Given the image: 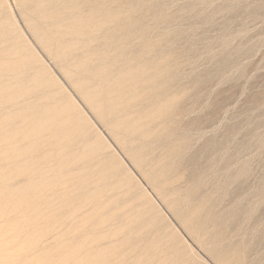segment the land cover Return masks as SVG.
Returning <instances> with one entry per match:
<instances>
[{
	"label": "rangeland",
	"instance_id": "rangeland-1",
	"mask_svg": "<svg viewBox=\"0 0 264 264\" xmlns=\"http://www.w3.org/2000/svg\"><path fill=\"white\" fill-rule=\"evenodd\" d=\"M76 62L86 65L79 71ZM17 63L35 78L12 87L36 93L23 98L38 101L35 113L52 104L45 93L79 106L64 127L88 148L65 172L50 163L51 176L53 149L22 142L29 110L0 109V177L8 179L0 178V264H227L224 252L229 264H264V0H0V68ZM66 71L89 92L112 88L109 118L130 124L124 134L107 127ZM4 90L2 106L19 103ZM76 114L88 123L84 134L82 118L69 127ZM29 183L41 191L28 192Z\"/></svg>",
	"mask_w": 264,
	"mask_h": 264
},
{
	"label": "bare ground",
	"instance_id": "bare-ground-1",
	"mask_svg": "<svg viewBox=\"0 0 264 264\" xmlns=\"http://www.w3.org/2000/svg\"><path fill=\"white\" fill-rule=\"evenodd\" d=\"M25 1V0H24ZM21 2H23V0H21ZM103 12V11H102ZM102 15V14H101ZM82 17V16H81ZM85 18V17H84ZM108 18V17H107ZM109 19V18H108ZM114 19V18H113ZM112 22V21H111ZM117 22V21H116ZM62 38V40H63V36L61 37ZM61 42V41H60ZM42 44H44L45 45V47L46 48H48V49H50L51 50V45H50V42L48 43L47 41L45 42V43H42ZM18 49H16V51H17ZM54 50H52V53H54L53 52ZM49 53V52H48ZM15 54H16V52H15ZM54 55H56L57 57L56 58H61L62 56L59 54V52H55L54 53ZM63 58H64V56H63ZM21 59V58H20ZM82 61V60H81ZM6 63V62H5ZM65 63H67V61L65 62ZM77 63V62H76ZM76 63H74V66H77L78 67V69H79V71H81L80 70V67L81 68H83V67H85V65L86 64H82L81 62H78L77 64ZM84 63H85V61H84ZM14 64H15V62H14ZM68 64V63H67ZM3 65H5L4 66V71H5V69L7 70V71H5V76L4 75H2L1 77H0V94L2 95V93H4V88H6V89H9L10 91H11V93H10V95L12 94V98L14 99V101H16V102H19V103H17V104H15V105H13V106H8L7 104L9 103V101H7V102H5V103H3V106L1 105V107H0V109H4V110H10V111H13V113L14 114H16L18 111L19 112H21L22 113V111H24V113H25V111L26 110H29V112H30V115H29V113H26V114H28L27 115V117H26V115L24 116L23 115V118H25L26 117V123H24V125L26 124V128H25V126L24 125H22V126H24L23 127V129H24V131L26 132L25 134L26 135H28L27 133H29V135L28 136H30V135H32L31 137H23L24 139H23V141L22 142H25L26 143V146H28V145H32V144H36L37 142L39 143V141H41V140H44L43 142L45 143L46 142V144L48 145V147L49 148H51V149H53V150H50V151H52V152H49L50 153V155H52V153L54 154V155H52L51 157L49 156V153H47V152H45L46 154H48L47 156H49V160L47 159V161H46V163H45V165H46V167L48 166V170L50 171V174L49 173H47V174H49V175H51L52 173H51V168L49 169V167H50V165L51 164H53V163H55V162H58V163H60L61 162V172H65V170L66 169H68L69 168V166H71L72 164H74L75 162H76V160H74V157H75V159L76 158H79L80 157V155H82L84 152L86 153V151H84L83 153L82 152H80L82 149L83 150H85L86 148H88V147H86V148H84V147H81L82 145H80V144H84V143H82V142H85L84 140H82V141H78L77 139H76V142L75 143H73L72 141H73V135L74 134H76L75 133V131H74V127L72 126V125H74L73 123L75 122V121H78L79 123H81L79 120L82 118L83 120H82V123H83V121H84V123L85 124H87L86 125V128L88 127V123H87V121L85 122V118L84 117H81L80 115L78 116L77 114V116H76V120L74 119V115H72V117H71V122H72V124L69 126V127H73V132H71V131H69V129H68V125L70 124V123H66L65 124V126H67L66 128L64 127V123L67 121H70V119L69 120H67V119H65V118H67L68 116L66 115L67 113H69V112H71L72 110L71 109H73V111L76 109L77 110V108H78V110H79V106L78 107H74V106H71V105H75V103H72L71 104V100L70 101H67V103L66 104H63V107H62V105L60 106V105H55V99L57 100L58 98H56V96L55 95H53V94H49V93H45V94H43V95H45V98H44V101H46V99L48 100V98H49V100H53V102H52V104H54V105H50V104H48V105H44V106H39L40 108H41V110H40V112H37L38 111V107H36L35 105H32V104H37L38 103V101H37V103L35 102V101H30L31 103H29V102H26L27 101V99H23V98H27V96L28 97H31L30 95H29V93L32 91V90H30L31 88L29 87V89L27 88L28 87V85H26V89L27 90H25L24 88H25V85L23 84H21L22 86H24L23 88H19L18 89V87L16 88V86H18L19 85V83H18V85H16L15 86V84H17V83H15L13 86H15V87H12V84H13V82L14 81H16L17 82V80H25V84H26V82L29 84H31L32 83V81H31V79H32V77H33V79L35 78L32 74H34V73H32V71H31V68L28 66V67H25V66H20V65H18V63L15 65L16 66V68L14 67V66H12L13 67V69L12 68H10V70L8 69V67L9 66H7L6 64H3ZM65 65V64H64ZM1 66V65H0ZM74 66H72L73 67V69L75 70V69H77V68H74ZM3 67V66H2ZM2 67L0 68V70H2ZM10 67H11V65H10ZM67 67V66H66ZM70 67V66H69ZM72 67H70L71 68V70H73L72 69ZM12 69V70H11ZM3 71V70H2ZM4 71L3 72H0V74L1 73H3L4 74ZM9 71H10V73H9ZM16 71V72H15ZM76 71V70H75ZM75 71H74V73H72L73 71H66L65 73L67 74V76H68V78L69 77H71L72 78V80H70L71 82H73V85L74 84H76V83H74V81H76V82H79V80H73V78L75 79V78H77L78 76L77 75H75V77H73V74H76L75 73ZM8 72V73H7ZM134 72V71H133ZM79 74V73H78ZM37 75V74H36ZM35 75V76H36ZM40 74H38V76H39ZM77 76V77H76ZM80 77V76H79ZM133 77V76H132ZM67 78V79H68ZM85 78V81H86V79H94V80H98V78H94V77H92V78H89V77H87V76H85L84 77ZM122 78H124L125 79V77H123L122 76ZM134 78V77H133ZM132 78V79H133ZM136 78V77H135ZM32 79V80H33ZM36 80V79H35ZM50 80V79H49ZM49 80L47 81V82H49ZM121 80H123V79H121ZM127 80V79H126ZM34 81V80H33ZM87 81H89V80H87ZM117 81H119V79H117ZM116 81V82H117ZM22 82V81H21ZM50 82H52L53 83V80L51 79V81ZM55 82H56V79H55ZM58 82V81H57ZM56 82V83H57ZM80 82H81V80H80ZM96 82V81H95ZM23 83H24V81H23ZM41 83L43 84V86L41 85ZM40 83V86H42V87H44V85L46 84L45 82H41ZM52 83H51V86H53L52 85ZM123 82H121L120 81V83L119 82H117V84L118 85H120V84H122ZM87 84V83H86ZM117 84H114L112 87H114L115 85H117ZM77 86L79 85V91H78V93L80 92V94L83 96V99L84 100H86L87 102H88V104L90 105H92L93 106V109L95 110L94 112H97L99 115L98 116H100L101 118H103L108 124H107V127L109 126V125H111L112 126V129H113V132H121L122 134H124V130L127 128V126H128V128H129V125L130 124H128L127 126L126 125H120V123H116V120L113 118V119H110L111 118V112L109 113V108H110V105H112L113 106V103L112 104H110V102L113 100V99H110V100H108L109 98V96L108 95H111L110 93H112V91L109 93V90H111L112 88L111 87H109V88H111V89H107L108 91H106L105 90V92L104 91H102V90H100V91H97V92H89V87L87 86V85H85L84 83H82L81 82V84L80 83H78V84H76ZM117 85V86H118ZM30 86V85H29ZM76 86V87H77ZM16 88V89H15ZM45 88V87H44ZM63 88V87H62ZM115 88V87H114ZM19 90V92H18V90ZM22 89H23V91H22ZM25 90V91H24ZM78 90V89H77ZM115 90V89H114ZM113 90V91H114ZM119 90V89H118ZM118 90H115V92L116 91H118ZM10 91H7V92H10ZM21 91V92H20ZM44 91H46L45 89H44ZM29 92V93H28ZM127 92V91H126ZM6 94V93H5ZM7 94H9V93H7ZM6 94V95H7ZM16 94V96H15V98H14V95ZM33 94H36V93H33V91H32V96H33ZM41 94V93H40ZM48 94V95H47ZM113 94H114V92H113ZM80 95V96H81ZM115 95H117V93H115ZM118 95H119V93H118ZM119 96H121V94L119 95ZM118 96V97H119ZM9 96L7 95V99L8 100H10L9 98L11 97H9ZM35 96H33V98H34ZM40 97V96H39ZM44 97V96H43ZM70 97V96H69ZM118 97L116 96V98H115V96H113V98H115V100L114 101H116V99H118ZM32 98V97H31ZM37 98L38 97H36L35 99L37 100ZM112 98V97H111ZM12 99V100H13ZM18 99H20V100H18ZM6 100V99H5ZM22 100H24L23 102H22ZM68 100H69V98H68ZM66 101V100H65ZM73 101V100H72ZM108 101H110V102H108ZM35 102V103H34ZM57 102V101H56ZM70 102V103H69ZM74 102H76V101H74ZM113 102V101H112ZM46 103H47V101H46ZM63 103H65V102H63ZM69 103V104H68ZM28 104V105H27ZM30 104V105H29ZM39 104V103H38ZM62 104V103H61ZM71 104V105H70ZM77 104V103H76ZM115 105V104H114ZM54 106H59V108L57 107V111H55V112H53L52 113V108H56V107H54ZM75 106H77V105H75ZM91 106V107H92ZM116 107H117V105H115ZM114 107V106H113ZM37 108V113H35V109ZM39 108V109H40ZM118 108V107H117ZM24 109H26V110H24ZM30 109H31V111H30ZM34 109V110H33ZM115 110H117L116 108H114ZM8 110V111H9ZM33 110V111H32ZM71 110V111H70ZM112 111H113V109H112ZM16 112V113H15ZM18 112V113H19ZM28 112V111H27ZM31 112H33V113H31ZM3 113V112H2ZM13 113H10L9 115H8V113H6L7 115H8V117H6V118H8V120H9V116H12V117H14L13 115H11V114H13ZM17 113V114H18ZM20 113V117L22 116V114ZM23 113V114H24ZM114 113V112H113ZM115 113H116V111H115ZM118 113H119V111H118ZM118 113H116V114H118ZM129 113V112H128ZM5 114V113H4ZM6 114H5V116H6ZM16 114V115H17ZM64 114H65V117H64ZM70 115H71V113H70ZM5 116H4V118H5ZM62 116L64 117V118H62ZM67 116V117H66ZM84 116V115H83ZM110 117V118H109ZM68 118H70V117H68ZM73 118V119H72ZM80 118V119H79ZM22 119V118H21ZM21 119H20V121H21ZM66 121H65V120ZM100 120H102V119H100ZM74 121V122H73ZM103 121V120H102ZM104 121V122H105ZM105 122V123H106ZM5 123V122H4ZM14 123V122H13ZM21 123V122H20ZM19 123V124H20ZM75 124L74 126H76L77 127V125H82V124ZM84 123H83V125L82 126H78V128H85V126H84ZM103 123V122H102ZM104 123V124H105ZM17 124V123H16ZM15 124V125H16ZM18 124V125H19ZM22 124V123H21ZM121 124H123V123H121ZM127 124V123H126ZM2 125H4V124H2ZM10 125V123L7 125V126H9ZM13 125V124H12ZM106 125V124H105ZM4 126H6V125H4ZM14 126V125H13ZM13 126H12V128H13ZM15 127V132L17 133V134H14V133H12V134H14V136L15 135H19L20 133H19V129H17V131H16V128H19L18 126H14ZM131 127V126H130ZM2 128V127H1ZM77 128V129H78ZM84 128H83V131H81V133L82 134H84V131H87V129L86 130H84ZM90 128V127H89ZM133 128L134 127H132V130L131 131H133ZM76 128H75V130L78 132L80 129H78L77 130ZM4 130H5V128H4ZM3 130V131H4ZM71 130V129H70ZM128 130V129H127ZM9 130L7 129V132H8ZM11 131V130H10ZM28 131V132H27ZM90 133H91V130L89 129L88 130ZM112 131V130H111ZM123 131V132H122ZM130 131V132H131ZM134 131H135V129H134ZM14 132V131H13ZM80 132V131H79ZM0 133H1V131H0ZM90 133H87V135L88 134H90ZM93 133V132H92ZM128 135L127 136H129L131 139H129V141L130 140H132L131 142H133V144H134V141H135V139L136 138H138L137 136L135 137V135L133 136V134H134V132L132 133V134H129V130H128ZM127 133H125V134H127ZM136 133V132H135ZM11 133L9 134V136H11L12 135ZM72 134V135H71ZM82 134H80L81 136H83ZM95 134V133H94ZM94 134H92V135H90V136H93ZM2 135V134H1ZM24 135V134H23ZM86 135V136H87ZM97 135V134H96ZM95 135V136H96ZM14 136H13V138H14ZM74 136H79V135H74ZM89 136V135H88ZM89 136V137H90ZM12 137V136H11ZM10 137V138H11ZM17 136H15V138H16ZM144 137V136H143ZM19 138V136L17 137V139ZM72 138V139H71ZM75 138V137H74ZM79 138V137H78ZM82 139H83V137H81ZM90 138H92V137H90ZM9 139V138H8ZM12 139V138H11ZM11 139H9L8 140V142L11 140ZM17 139H14V140H16L17 141ZM4 140V139H3ZM2 140V141H3ZM13 139L11 140V141H14ZM80 140V139H79ZM7 141V140H6ZM5 140H4V142L5 143H7ZM98 141V140H97ZM18 142V143H17ZM16 142V145H18L19 144V141H17ZM43 143V144H44ZM88 142H85V146H86V144H87ZM89 144H91V142L89 143ZM128 144H130L128 147L131 149V150H137V148H135V149H132V145H131V143H128ZM2 145H4L3 144V142H2ZM11 143H9V146L11 147ZM13 146V148L15 149V148H18V147H14L15 145H12ZM80 146V147H79ZM84 146V145H83ZM90 146V145H89ZM91 146H93V145H91ZM134 146V145H133ZM127 147V149H129ZM12 148V147H11ZM49 148H47V149H49ZM14 149H12V150H14ZM90 150H91V148H89ZM88 149V150H89ZM80 150V151H79ZM82 150V151H83ZM87 150V149H86ZM49 151V150H48ZM130 150H128V152H129ZM17 153L18 152V150H17V152H16V150L15 151H12V155L13 156H15L14 155V153ZM92 152V151H91ZM134 152L135 151H133V152H131V153H133L134 154ZM79 153V154H78ZM137 153V152H136ZM17 154H19V152L17 153ZM45 154V155H46ZM91 154V153H90ZM129 154V153H128ZM139 153H137V155H138ZM44 155V156H45ZM92 155H93V157H94V155H96V154H93L92 153ZM130 155V154H129ZM128 155V156H129ZM137 155H136V157H133V156H135V154L134 155H132V157H133V159H132V157H131V160H134L135 162H136V164L138 165V167H139V164L141 165V157H140V159H139V156H138V158H137ZM47 156H45V158L43 157L42 159V161H44V159H46V157ZM83 156H84V154H83ZM131 156V155H130ZM129 156V157H130ZM16 157H17V155H16ZM86 157V156H85ZM90 157V156H89ZM82 158V157H81ZM81 158H79V159H81ZM84 159V158H83ZM88 159V158H87ZM89 159H91V158H89ZM88 159V160H89ZM44 161V162H45ZM92 161V160H91ZM134 161H132V162H134ZM140 161V162H139ZM152 161V160H151ZM154 161V160H153ZM53 162V163H52ZM134 162V163H135ZM42 163V162H41ZM40 163V164H41ZM51 163V164H50ZM58 163H56V164H58ZM39 164V163H38ZM94 164H95V162H94ZM144 164V163H143ZM26 166H27V163L25 164ZM31 165V164H30ZM37 165V164H36ZM59 165V164H58ZM25 166V167H26ZM29 166V165H28ZM31 166H33V165H31ZM31 166H29L26 170L28 171V172H30L32 169H31ZM52 166V165H51ZM99 166V165H98ZM22 167H24V166H22ZM34 167V166H33ZM94 167V166H93ZM99 167H101V166H99ZM99 167H97L95 170H99ZM37 168V169H36ZM36 168L34 169V170H38V166H36ZM43 169L45 168L44 166L42 167ZM41 168V165H40V169H39V171L42 169ZM77 168H79V167H77ZM104 168V167H103ZM18 169V168H17ZM20 169V168H19ZM29 169H31L30 171H29ZM108 169V168H107ZM47 170V171H48ZM71 170V169H70ZM68 170V172H70V173H72L73 172V170ZM101 170V169H100ZM22 171H24V172H26V173H23L22 172V174H21V176H24V174H28L27 173V171H25V170H19L18 172H19V174L21 173ZM41 171H43V170H41ZM48 171V172H49ZM44 172V171H43ZM54 172H56V171H54ZM57 172H59V171H57ZM101 172V171H100ZM102 172H104V170L102 171ZM151 172V171H150ZM31 173V172H30ZM37 173H38V171H37ZM37 173H35V174H37ZM149 173V172H148ZM13 174V173H12ZM33 174V175H32ZM32 174H29V175H32V176H34V173H32ZM38 174H40V173H38ZM96 174H98V173H96ZM150 174V173H149ZM158 174H159V172L157 173V172H154V171H152V173L150 174L151 176L149 177V182H151L156 188H157V190H161V189H159V185H161V183L159 182L160 180H158ZM162 174H164L163 172H162ZM0 175H1V173H0ZM18 175V174H17ZM25 175V177H27ZM59 175H60V173H59ZM93 175H95L94 173H93ZM103 175V174H102ZM2 176H3V174H2ZM11 176H13V175H11ZM52 176V175H51ZM51 176H48V178H50ZM58 176V175H57ZM97 176V175H96ZM149 176V175H148ZM6 177V178H5ZM3 176V178H5L6 179V183H7V176ZM9 178H10V176H8ZM15 177H16V175H15ZM35 177H38V176H34V178L33 177H30V178H32V179H34V181L37 179H35ZM43 177H47V176H44V173H43ZM169 177V176H168ZM1 178V177H0ZM3 178H1V180H3ZM29 178V179H30ZM26 179V178H25ZM28 179V180H29ZM47 179V178H46ZM0 180V181H1ZM27 180V179H26ZM29 181H31V180H29ZM33 181V182H34ZM36 181H40L39 180V178H38V180H36ZM35 181V182H36ZM74 179H68V180H66L65 181V183H64V185L65 184H69V185H74ZM2 182V181H1ZM1 182H0V184H1ZM26 182H28V181H26ZM33 182H31V183H33ZM3 183H5V180L3 181ZM37 183V182H36ZM35 183V184H36ZM151 183H149V184H151ZM27 184V183H26ZM25 184V185H26ZM34 184V185H35ZM40 184H42L41 182H40ZM48 184V183H47ZM50 184V183H49ZM98 184V183H97ZM1 185H3V184H1ZM8 185V184H7ZM6 185V186H7ZM29 185V186H28ZM28 185H26V186H28L27 188H28V192H30L29 191V189H31V186H30V183L28 184ZM71 185V186H72ZM4 187H2L4 190H5V184L3 185ZM11 186V185H10ZM25 186V187H26ZM39 187L40 186H42V185H38ZM47 186H49V185H47ZM46 186V187H47ZM51 186H53L52 184H51ZM24 187V186H23ZM22 187V188H23ZM30 187V188H29ZM36 186H34V188H35ZM43 187V186H42ZM46 187L44 188V189H46ZM50 187V186H49ZM154 187V188H155ZM9 188V185L7 186V189ZM12 188V187H11ZM32 188H33V186H32ZM32 189V190H37L36 188L35 189ZM41 188V187H40ZM155 188V189H156ZM10 189V188H9ZM13 189V188H12ZM24 189V188H23ZM23 189H18L19 191H17V192H19V193H21L20 192V190L23 192ZM41 189H43V188H41ZM162 189H164V187H162ZM15 189H13V191H14ZM39 190V189H38ZM46 190H48V189H46ZM12 190H11V193L13 192ZM16 191V190H15ZM39 191H41V190H39ZM7 192H8V190H7ZM10 192V191H9ZM8 192V193H9ZM17 192H16V194H17ZM38 192V191H37ZM7 193V194H8ZM13 193H15V192H13ZM12 193V194H13ZM28 194V193H27ZM30 194V193H29ZM28 194V195H29ZM9 195V194H8ZM11 195V194H10ZM21 195L23 196V194L21 193ZM22 196H20V197H22ZM84 197V196H83ZM96 198V197H95ZM94 198V199H95ZM4 199H5V197H4ZM7 199V198H6ZM167 199V198H166ZM45 201V200H44ZM95 202H96V200H95ZM94 202V203H95ZM100 204H101V202H100ZM109 204V203H108ZM104 204H102V206H103ZM110 206V205H109ZM109 206H107V207H109ZM181 206V205H180ZM105 207V206H104ZM103 207V208H104ZM102 208V207H101ZM101 208H98V210H100ZM96 209V208H95ZM105 209H107V208H105ZM97 210V209H96ZM101 210H104V209H101ZM177 214V213H176ZM179 214V213H178ZM177 214V216H179ZM185 226V225H184ZM143 241V240H142ZM217 242V241H216ZM88 244V243H87ZM146 245V244H145ZM162 245V244H161ZM204 245H205V243H204ZM75 247V246H74ZM77 247V246H76ZM162 247V246H161ZM158 248V247H157ZM211 248V247H210ZM237 248V247H236ZM78 249V248H77ZM86 249V248H85ZM144 250V249H143ZM154 250V249H153ZM158 250V249H157ZM210 250V249H209ZM208 250V251H209ZM73 251V250H72ZM74 251H76V249L74 250ZM150 251V250H149ZM218 251V250H217ZM224 251V250H223ZM96 252V251H95ZM154 252V251H153ZM97 253H99V252H97ZM218 253H221L220 251H218L217 253L215 252V254H213L212 253V255H215V258H217L218 257ZM224 253H226V252H224ZM224 253H222V257L224 258V259H226V260H228V263L227 264H229V257L227 258V256L225 255H223ZM75 254H76V252H75ZM77 254H79V253H77ZM96 254V253H95ZM150 254V253H149ZM154 254V253H153ZM69 255H71V254H69ZM98 255V254H97ZM96 255V256H97ZM102 255V254H101ZM152 255V254H151ZM155 255H156V253H155ZM73 256V255H72ZM71 256V257H72ZM217 256V257H216ZM220 257H218V259L219 258H221V254L219 255ZM74 257H76V256H74ZM74 257H72V258H74ZM99 257V255L97 256V258ZM151 257H153V256H151ZM65 258V257H64ZM91 258V257H90ZM231 258V257H230ZM76 259H78V258H76ZM85 259H87V258H85ZM181 259V258H180ZM180 259L178 258V260H179V262H180ZM59 260V259H58ZM81 260V259H80ZM159 262H161L162 264L164 263V262H162L163 260L162 259H160L159 258ZM162 260V261H161ZM220 261L221 260H223V259H219ZM74 261V260H73ZM82 261V260H81ZM173 261V260H172ZM171 261V262H172ZM75 262H77L76 260H75ZM95 262V261H94ZM97 262V261H96ZM170 262V261H169ZM183 262V260H181V264H183L182 263ZM189 262V261H188ZM191 262V261H190ZM225 264H226V262L225 261H223ZM78 263H80V262H78ZM147 263V262H146ZM75 264H77V263H75ZM158 264V263H157ZM169 264H173V262L172 263H169ZM177 264H178V262H177ZM188 264V263H187Z\"/></svg>",
	"mask_w": 264,
	"mask_h": 264
}]
</instances>
